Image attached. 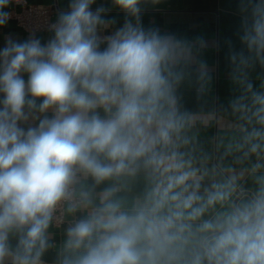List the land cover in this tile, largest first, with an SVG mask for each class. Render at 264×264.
Masks as SVG:
<instances>
[{
  "label": "clouds",
  "instance_id": "clouds-1",
  "mask_svg": "<svg viewBox=\"0 0 264 264\" xmlns=\"http://www.w3.org/2000/svg\"><path fill=\"white\" fill-rule=\"evenodd\" d=\"M13 3L0 0V28ZM162 3L68 0L47 40L5 37L0 264H48L53 250V264H264V82L251 76L264 69V0H237V134L218 160L196 154L180 95L193 66L198 93L212 81L198 59L210 42L146 27Z\"/></svg>",
  "mask_w": 264,
  "mask_h": 264
},
{
  "label": "crops",
  "instance_id": "crops-1",
  "mask_svg": "<svg viewBox=\"0 0 264 264\" xmlns=\"http://www.w3.org/2000/svg\"><path fill=\"white\" fill-rule=\"evenodd\" d=\"M32 3L54 5L56 13L58 9H66L68 0H27ZM99 4L110 6V0H97L95 8ZM19 4L13 3L7 11L19 8ZM109 18L117 19V27L122 26L123 13L113 9ZM144 25L157 26L162 31L173 32L182 37H203L210 42L209 47L198 54V59L205 61L212 71V81L203 94L197 92L195 78V66L189 69L192 73L182 84L180 95L186 111L191 114L192 128L189 135L194 137V148L197 155L207 154L214 160L223 157L225 146L237 134L233 125L235 118L229 109L230 99L239 94L237 86L230 76V64L228 61L229 39L237 48L240 47L236 37L239 24L237 15V0H163V3L155 8L149 7L142 16ZM50 33L38 34L42 40H47ZM11 36L17 40H24L28 36L17 27L13 20H9L6 27L0 28V48L4 46L5 37ZM253 84L259 88L264 82V69L257 67L251 74ZM223 166L236 167L232 157L223 159ZM228 175V173H225ZM249 186L251 182L249 181ZM68 221L71 217L67 216ZM67 227V224L64 228ZM63 228V229H64ZM63 229L52 226L54 239L59 241L63 236ZM45 260L53 264L55 252L50 251Z\"/></svg>",
  "mask_w": 264,
  "mask_h": 264
},
{
  "label": "built area",
  "instance_id": "built-area-1",
  "mask_svg": "<svg viewBox=\"0 0 264 264\" xmlns=\"http://www.w3.org/2000/svg\"><path fill=\"white\" fill-rule=\"evenodd\" d=\"M19 8L10 11L11 20L21 29L27 36L31 32L36 35L47 32L49 23L54 22L55 7L54 5H45L32 3L27 0H19ZM59 216V213H57ZM68 223L67 215H65L63 223L54 222L53 227L62 230ZM49 264V263H48Z\"/></svg>",
  "mask_w": 264,
  "mask_h": 264
}]
</instances>
